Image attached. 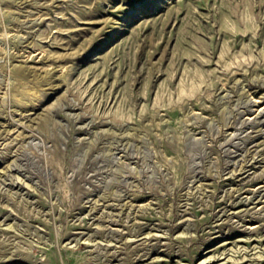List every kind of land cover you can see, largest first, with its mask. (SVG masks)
<instances>
[{
  "label": "rangeland",
  "instance_id": "374dc122",
  "mask_svg": "<svg viewBox=\"0 0 264 264\" xmlns=\"http://www.w3.org/2000/svg\"><path fill=\"white\" fill-rule=\"evenodd\" d=\"M263 120L264 0H0V264H264Z\"/></svg>",
  "mask_w": 264,
  "mask_h": 264
},
{
  "label": "bare ground",
  "instance_id": "6f19581e",
  "mask_svg": "<svg viewBox=\"0 0 264 264\" xmlns=\"http://www.w3.org/2000/svg\"><path fill=\"white\" fill-rule=\"evenodd\" d=\"M249 109H250V108H249ZM249 109H248V110H249ZM257 110H258V109H257ZM260 111H261V110H260ZM258 113H259V112H258ZM262 114H263V113H262ZM256 116H257V115H256ZM259 119H260V118H259ZM255 121H256V120H255ZM263 121H264V120H263ZM257 122H258V121H257ZM252 123H253V122H252ZM255 123H256V122H255ZM260 124H261V122H260ZM260 124H259V125H260ZM256 126H257V125H256ZM254 127H255V126H254ZM241 149H242V147H241ZM8 154H10V153H8ZM246 190H247V189H246ZM250 190H251V189H250ZM252 191H253L254 193H253L252 195H250V196H247V195H246V198H247V199L244 198L245 201H241V202H246V203H247V202H249V203L251 202V203H252V202L254 201V200H253L254 198H256L257 196H260V195H264V186H261V185H260V187L258 186V189L255 188V189L252 190ZM242 192H243V191H242ZM248 192H249V191H248ZM250 192H251V191H250ZM240 193H241V192H240ZM240 193H239V194H240ZM238 197H239V196H238ZM260 197H261V196H260ZM261 199H262V198H261ZM237 201H238V200H237ZM235 202H236V201H235ZM256 202H257V201H256ZM233 203H234V202H233ZM231 204H232V203H231ZM247 204H248V203H247ZM252 204H254V202H253ZM249 208H250V207H249ZM250 209H251V208H250ZM226 210H227V209H226ZM228 210H229V209H228ZM245 210H246V209H245ZM246 211H247V210H246ZM263 211H264V209H263ZM221 214H222V213H221ZM221 214H220V215H221ZM8 215H9V214H8ZM7 218H8V217H7ZM220 218H222V216H221ZM146 225H147V224H146ZM256 226H257V225H256ZM151 227H152V226H151ZM245 227H246V226H245ZM252 227H253V226H252ZM254 227H255V226H254ZM145 228H146V227H145ZM152 228H153V227H152ZM249 228H250V227H249ZM257 228H258V227H257ZM112 229H113V228H112ZM118 229H119V228H117V230H118ZM141 229H142V228H141ZM143 229H144V228H143ZM259 229H260V228H259ZM262 229H263V228H262ZM245 230H246V229H245ZM82 232H83V231H82ZM131 232H132V231H131ZM131 232H129V233H131ZM139 232H140V230H139ZM139 232H138V235H139ZM247 232H248V231H247ZM247 232H246V233H247ZM252 232H253V231H252ZM86 233H87V232H86ZM104 234H105V233H104ZM152 234H153V233H152ZM23 235H24V234H23ZM23 235H22V236H23ZM27 236H28V235H27ZM93 236H94V235H93ZM154 236H155V235H154ZM157 236H158V234H157ZM161 236H162V235H161ZM260 237H261V236H260ZM25 238H26V237H25ZM74 238H75V237H74ZM116 238H118V237H116ZM141 238H142V237H141ZM145 238H148V237H145ZM95 239H96V238H95ZM102 239H103V238H102ZM110 239H111V238H110ZM122 239H123V237L121 238V240H122ZM139 239H140V238H139ZM254 239H255V238H254ZM118 240H119V239H118ZM121 240H120V241H121ZM126 240H127V239H126ZM137 240H138V239H137ZM107 241H109L108 238H107ZM111 241H112V240H111ZM129 241H130V240H129ZM101 242H102V241H101ZM121 242H122V241H121ZM112 243H113V242H112ZM98 244H99V243H98ZM106 245H108V244H106ZM110 246H111V245H110ZM117 246H118V245H117ZM143 250H144V249H143ZM145 251H146V250H145ZM148 251H149V250H148ZM151 251H152V250H151ZM148 253L150 254V252H148ZM148 253H147V254H148ZM3 254H4V253H3ZM114 254H115V253H114ZM140 254H141V253H140ZM115 255H116V254H115ZM117 255H118V254H117ZM117 255H116V256H117ZM142 255H143V254H142ZM5 256H6V255H5ZM116 256H114V258H115ZM148 256H149V255H148ZM12 257H13V256H12ZM135 257H136V256H135ZM149 257H150V256H149ZM4 258H5V257H4ZM10 258H11V257H10ZM141 258H142V257H141ZM147 258H148V257H147ZM152 258H153V257H152ZM136 259H137V258H136ZM0 260H1V259H0ZM119 260H120V259H119ZM134 260H135V259H134ZM129 261H130V260H129ZM137 261H138V259H137ZM21 262H22V261H21ZM151 262H153V261H151ZM137 263H138V262H137ZM130 264H131V263H130Z\"/></svg>",
  "mask_w": 264,
  "mask_h": 264
}]
</instances>
